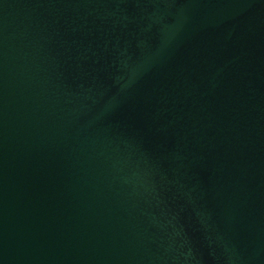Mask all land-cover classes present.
Listing matches in <instances>:
<instances>
[{"label": "water", "instance_id": "95a60500", "mask_svg": "<svg viewBox=\"0 0 264 264\" xmlns=\"http://www.w3.org/2000/svg\"><path fill=\"white\" fill-rule=\"evenodd\" d=\"M0 264H264V0H0Z\"/></svg>", "mask_w": 264, "mask_h": 264}]
</instances>
